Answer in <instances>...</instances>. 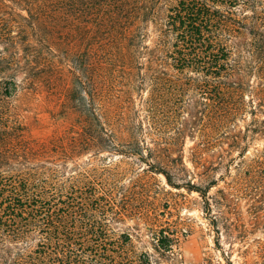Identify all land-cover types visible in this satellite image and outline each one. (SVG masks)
Here are the masks:
<instances>
[{
    "label": "trees",
    "instance_id": "obj_1",
    "mask_svg": "<svg viewBox=\"0 0 264 264\" xmlns=\"http://www.w3.org/2000/svg\"><path fill=\"white\" fill-rule=\"evenodd\" d=\"M7 2L37 17L40 37L36 46L23 36L22 57L0 51V264H136L130 235L113 228L132 212L123 172L106 163L117 158L199 193L209 210V192L235 170L219 193H250L264 226V145L249 154L264 142V0ZM13 38L0 33V45ZM47 49L69 62L74 82L60 102L79 118L40 141L9 105L20 75L28 93L38 87L31 59ZM139 91L144 120L128 116L139 115ZM149 231L165 250L161 230Z\"/></svg>",
    "mask_w": 264,
    "mask_h": 264
},
{
    "label": "rangeland",
    "instance_id": "obj_2",
    "mask_svg": "<svg viewBox=\"0 0 264 264\" xmlns=\"http://www.w3.org/2000/svg\"><path fill=\"white\" fill-rule=\"evenodd\" d=\"M7 4L8 8L0 4V33L14 38L12 45L1 42L0 51L9 49L18 58L24 55L23 36H27L30 44L38 45L36 39L40 33L35 26L38 20L16 4ZM33 25L34 30L30 27ZM25 27L26 33H22ZM46 46L50 47L48 44ZM31 60L34 72L40 74L36 82L37 88H41L38 92L36 88L28 93L24 75H20L19 84L24 89L20 90L9 106L19 122L28 127L27 134L30 137L48 141L64 134L79 118L74 109L62 106L60 102L68 86L72 88L74 78L69 76V62L56 50L47 49L41 56ZM41 66H45L44 69ZM41 78H44L42 82L39 81ZM146 98L147 93L139 91L134 105L139 115L136 117L128 113L129 117L144 120L142 104ZM193 145L187 142L184 149L186 166L192 171L194 168L190 163L189 150ZM263 145L264 142L260 141L250 148V156L256 148L262 149ZM103 157L110 155L105 154ZM89 159L85 157L78 162L84 164ZM106 163L113 170L115 168L123 172L120 193L131 197L129 202L132 212L114 222L113 228L117 236L130 235L128 249L136 264H264V254L260 249V243L264 241V226L253 218L254 203L250 193L233 190L234 195L230 196L228 202L219 193L220 189L227 190L228 183L237 177L235 170L231 173V179H226V183L221 181L218 187L209 192V210L199 193L169 186L162 175L147 171L149 168L135 158H117ZM95 165L101 167L97 162ZM69 168H74V163L71 162ZM149 226L161 230L158 238L163 234L165 250L154 245Z\"/></svg>",
    "mask_w": 264,
    "mask_h": 264
}]
</instances>
